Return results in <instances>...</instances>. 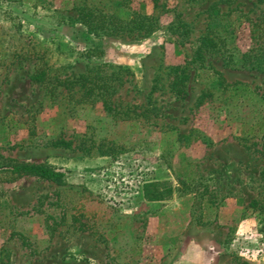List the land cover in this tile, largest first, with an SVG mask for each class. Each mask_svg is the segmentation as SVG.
<instances>
[{
	"label": "rangeland",
	"instance_id": "374dc122",
	"mask_svg": "<svg viewBox=\"0 0 264 264\" xmlns=\"http://www.w3.org/2000/svg\"><path fill=\"white\" fill-rule=\"evenodd\" d=\"M263 32L264 0H0V161L65 173L0 174V264H264Z\"/></svg>",
	"mask_w": 264,
	"mask_h": 264
},
{
	"label": "trees",
	"instance_id": "16d2710c",
	"mask_svg": "<svg viewBox=\"0 0 264 264\" xmlns=\"http://www.w3.org/2000/svg\"><path fill=\"white\" fill-rule=\"evenodd\" d=\"M79 10V17L78 19L83 22V24L86 26V28L89 31L94 32L95 34H108L112 35L115 33H118L125 29L126 24L122 23L119 19H117L114 15L110 13H104L102 9L98 8L95 5L91 4H80L78 5ZM147 20V22L150 24L154 17L152 15L143 17ZM61 23H70L72 21L61 18ZM147 23V26H148ZM221 19L219 17L213 16L211 17V34H213L212 37H208L205 44L207 46H216V38L221 39L220 35L217 33V28L221 25ZM261 35L264 38V32ZM104 54V50L100 49L99 47H89L85 50L79 51V56L89 62L98 60L102 57ZM93 69L90 68L87 72L81 73L78 76H75L74 78L70 79L62 78L58 79L60 84H77V83H83V86L87 84L88 81H92L93 78L96 76L93 74ZM217 74L216 80L217 84L224 90L231 87L230 83H227L224 75L218 71H214ZM49 77V75L46 73L45 70H42L41 72L37 71V73H34L32 76V79L34 81H42L43 79ZM189 78V74L185 72V70H182L181 74L177 75L173 81V88L176 92V95L178 97L184 98L188 95V86H187V80ZM99 79L96 81L98 82ZM108 84V80L105 81L101 86H106ZM92 87H88L87 92L92 94ZM111 108V106H109ZM264 136V133H263ZM0 174L4 175V178L8 180H13L17 177L25 176V175H35L47 179H56L60 180L62 177H64L65 173L62 171L55 170L54 168L41 164V163H33V162H24L19 161L17 159L13 158H4L2 161H0ZM1 176V175H0ZM262 180L264 182V169L262 171ZM161 193L152 192L149 195V199L151 200H159L162 198ZM259 204L258 200H253L251 205ZM25 240L26 238L22 236ZM26 242V240L24 241Z\"/></svg>",
	"mask_w": 264,
	"mask_h": 264
}]
</instances>
